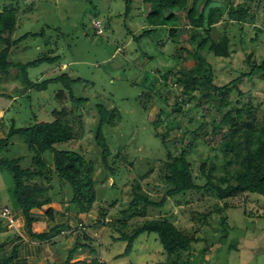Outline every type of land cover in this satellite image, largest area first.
<instances>
[{
	"label": "rangeland",
	"instance_id": "1",
	"mask_svg": "<svg viewBox=\"0 0 264 264\" xmlns=\"http://www.w3.org/2000/svg\"><path fill=\"white\" fill-rule=\"evenodd\" d=\"M8 1L0 0V10ZM23 2L24 8L18 11L20 23L12 39L26 31L38 34L13 44L9 58L15 63H26L42 54H58L59 59L54 63L29 67L27 77L37 82L57 77L64 71L72 78L81 77L85 81H75L71 88L76 96L87 100L76 106L70 100L68 90L58 82H49L44 90L32 87L23 90L22 72L11 68L8 76L0 81V124L8 131L11 125L23 128L34 122H49L56 117L53 110L61 109H75L80 117L82 128L77 137L55 147L76 152L72 158L82 157L81 171L85 177L81 178L83 182L79 189L80 192L92 189V196L86 194L83 201L86 211L81 212L76 204L68 202L74 192L67 183H60L53 166V153L46 151L42 155L52 168L51 178L37 177L26 181L38 200L49 199L45 206L55 202L61 209L70 211L68 206L71 205L74 212L79 211L75 212L77 221L82 222L85 232L77 230L80 234L75 245L80 246L79 249L88 247L92 256H98L100 243V258L106 264H187V259L197 264H264V196L236 193L227 199L230 206L222 212L212 208L215 203L223 206V200L203 191L202 195L190 197L193 199L188 205L183 201H189V197L181 195L184 199L179 202L180 198L167 197L163 207L146 204L142 198L133 203L136 192L159 201L168 186L163 180L167 171L176 173L183 180L186 170L180 157L182 149L186 150L191 176L197 183L205 181L200 174L201 162L206 166L212 162L217 174L223 173L220 144L211 146V142L205 141L212 136V119L217 114L215 110H209L208 99L201 96L202 91H209V86L190 72L194 62L188 51L196 47L202 35L188 28L185 13L176 11L179 25L185 30L178 34L179 41L173 42L168 30L159 32L162 18L167 14L164 10H159L152 24L155 32L134 38L143 29L152 28L146 21L148 7L141 0L131 1L129 14H125V0H14L12 3ZM252 7L255 10L253 21L232 23L222 19L211 30L213 39L217 40L223 34L229 36V56H214L206 47L201 51L212 67L213 81L218 85L249 70L245 62L247 54H250V60L257 61L264 55V0L252 1ZM95 18L101 21L103 34L94 32L91 21ZM169 70L190 82L192 88L181 89L175 84L178 77L171 74L165 79ZM237 88L242 93L241 98L261 105L258 115L262 117L264 73L240 78ZM60 92L62 96L58 100L56 96ZM231 97H238L237 89H232ZM181 99L185 101L181 102ZM176 102L180 103V110L176 108ZM98 103L108 109L117 108L119 112H114L112 125L103 124L100 130L109 147L106 163L95 139L99 125ZM201 123H207L208 134L192 138L191 132L198 130ZM167 153H172L173 158H167ZM1 155L21 157L20 167L37 169L38 165L32 161L33 151L18 135L3 146ZM14 189L12 173L6 168L1 169L0 205L11 209L18 207ZM208 211L211 214L204 224L193 220L194 212ZM161 213L169 216L178 227L190 230L200 227L197 240L189 249L168 255L155 234L142 233L135 238L129 253L121 255L127 243L119 238L122 232L133 234L146 219ZM224 216H227L225 229L220 223ZM77 221L72 222L74 227L79 223ZM83 233L95 240L83 237ZM65 239L62 236L56 245L61 246ZM203 249L208 250L201 255Z\"/></svg>",
	"mask_w": 264,
	"mask_h": 264
},
{
	"label": "trees",
	"instance_id": "2",
	"mask_svg": "<svg viewBox=\"0 0 264 264\" xmlns=\"http://www.w3.org/2000/svg\"><path fill=\"white\" fill-rule=\"evenodd\" d=\"M13 1L14 0L8 1L9 3L4 4L0 10V75L2 77L8 76L11 68H18L20 69V72H22L21 81L24 84L23 90H28L31 87L36 88L37 90H44L47 88L49 82H58L61 83L63 88L68 90L70 100L75 103L76 106L86 102V97L76 96L71 88L72 83L75 81H85L81 77L72 78L65 71L57 77L42 79L37 82L32 81L27 77V69L29 67H36L45 62L49 64L54 63L59 59L58 54L55 56L42 54L37 57V59L26 63H15L9 58V49L13 44L27 38L29 35L34 36L35 34H38L36 32L26 31L17 39H12V34L14 33L16 26L20 23L18 11L22 10L25 6L24 2L23 4H18L12 3ZM87 1L92 2V0ZM131 1L132 0H125V14L130 13L132 6ZM141 1L148 7L146 21L149 26H152V28L143 29L139 35L134 36L135 39H140L141 37L156 31L152 24L154 23L159 10L167 12L162 18V29L159 30V32L161 33L163 30H168L169 36L173 42H178V34L185 30L179 25V17L176 11L184 12L188 21V28H191L193 32H200L199 34L202 35L201 41L196 47L191 52L188 51L194 62L190 72L198 81H204L209 86V91H202L201 96L208 99L211 105L209 110H211V112L215 110L217 114L212 119V136L209 137V139H205V141L211 142V146L220 144V151L223 157V162L221 164L223 173L217 174L218 172L212 162L207 166L205 162H201L199 164L200 174L205 178V181L202 184L197 183L195 179H192L190 164L186 159V150L182 149L180 157L184 163L183 167L186 170L183 180L180 179L176 173L167 171L163 175V180L168 186L159 201H153L146 195H139L136 192L133 198V203L136 199L138 200L139 198H142L146 204L163 207L167 197L180 198L181 195L182 197H189V201H183L188 205L193 199L190 197L198 196L201 191H203V193H213L218 200H223V206L215 203L212 208L216 212H222L223 209H227L230 206L227 199L236 193L249 192L264 196V115L259 117L258 109L261 105L259 103H253L250 101L251 99L244 100L241 98L242 93L237 88V82L240 78L245 76L250 77L257 72L264 73V55L257 61L255 59L250 60V54H247L245 62L249 66V70L247 72H242L238 77L227 83L218 85L213 81L212 67L201 54V51L206 47V49L214 56L227 57L230 55L231 47L229 36L223 34L216 40L210 36L211 30L213 26L222 19L232 23H242L247 20L253 21L255 10L252 7V1L254 0H239L236 3H234L233 0ZM256 5H259V3H256ZM95 19L99 20V18ZM93 20L94 19H92V21ZM92 26L94 27V25ZM94 32H96L95 27ZM103 32L102 28L101 33H96L99 35L103 34ZM192 39H194V37H191V40ZM169 74L174 78L178 77L177 72L169 70L165 79L168 78ZM176 79L178 83L175 84L180 86L181 89L187 90L192 88L190 82L183 81L181 77ZM233 88L238 90V97L236 98L231 97V91ZM61 96L62 92L56 97L60 100ZM182 101L184 102L185 100L181 99V102ZM177 102H179L178 99ZM177 102L176 108L180 110V103L178 104ZM96 108L99 114V125L95 131V139L102 149V159L106 163V159L109 155V147L100 130L103 124H113L115 118L114 112L118 109H108L107 106L101 103H98ZM74 111L73 109L71 111L65 109H61L60 111L53 110L56 117H54L52 121L34 122L23 128H15L14 125H11L8 131L5 132V135L0 138V170L6 168L12 173L15 181V197L18 201V206L25 213L32 208L41 207L49 202V199L38 200L37 195L34 193V189H31L29 184L26 183V181L33 180L37 177L46 179L51 178L50 172L52 168L47 164V161L42 158V155L46 151L53 153V166L56 174L60 178V183H67L74 192L72 199L68 202L70 204L71 202L76 204L79 207V211H86L83 201L86 194L90 193L92 196V189L90 187L86 192H80L79 189L80 184L83 182L81 178L85 177L81 171L83 165L82 157L77 155L76 158H72L73 154H77L76 152L57 149L55 147L56 144L66 143L75 139L81 131V119ZM206 127L207 123H201L198 130L203 131V134H201L200 131L195 130L191 132V137L196 138L208 134ZM17 135L24 143H26L28 148L33 151L32 161L36 162L38 165L37 169L31 170L27 167H20L19 162L21 161V157L8 158L1 155L3 146H6L7 142ZM162 142H165L164 139ZM167 158H173L172 153H167ZM164 164L166 165L168 162H164ZM112 172L114 175L115 170ZM203 193H201V195ZM91 198L92 197H90V199ZM181 199L183 200L184 198L178 199V202ZM68 209L74 212L71 205L68 206ZM48 210L50 211L51 209L48 208ZM194 214L193 220L196 223L200 222V224H204L206 218L210 216L211 212H194ZM226 220L227 216H224L221 219L220 223L222 224L223 229L226 227ZM77 223V226L71 230L72 232L75 231V234L77 235L73 245L78 243L79 240L80 233L77 232V230L80 229L82 232H85V228H83V224L79 219ZM55 229L56 231H59L58 227ZM199 230V226L193 227L191 230L178 227L172 222V220H170L169 216L161 213L157 217L146 219L142 226L136 229L133 234L128 235L122 232L119 238L127 241V243L125 245V250L121 255L129 253L132 249L135 238L142 233L148 235L151 233L155 234V238L166 254L177 255L179 251L189 249L191 243L197 240L196 234ZM83 237L90 238L93 241L95 240L93 239L94 237L91 238L87 233H83ZM100 246L99 243L98 247L100 248ZM99 248L98 256L93 255L88 264H106L104 260L102 261L100 258L101 255ZM206 250L208 249H203L201 255ZM186 263L197 264L196 261H190L188 259L186 260Z\"/></svg>",
	"mask_w": 264,
	"mask_h": 264
},
{
	"label": "crops",
	"instance_id": "3",
	"mask_svg": "<svg viewBox=\"0 0 264 264\" xmlns=\"http://www.w3.org/2000/svg\"><path fill=\"white\" fill-rule=\"evenodd\" d=\"M1 79L4 78L0 75ZM5 132L0 124V138ZM11 210L16 218L15 226L0 222V264H88L92 257L89 248L73 245L77 237L71 231L76 227L72 225L77 221L75 212L61 209L55 202L27 213L19 206ZM62 236L65 243L56 245Z\"/></svg>",
	"mask_w": 264,
	"mask_h": 264
},
{
	"label": "built area",
	"instance_id": "4",
	"mask_svg": "<svg viewBox=\"0 0 264 264\" xmlns=\"http://www.w3.org/2000/svg\"><path fill=\"white\" fill-rule=\"evenodd\" d=\"M92 24L94 25L97 33L102 32V26L99 20H93ZM15 219L16 218L14 217L11 208L6 205H0V222L6 223L8 227H14Z\"/></svg>",
	"mask_w": 264,
	"mask_h": 264
}]
</instances>
